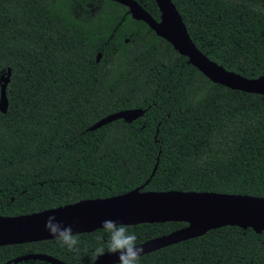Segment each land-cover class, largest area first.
<instances>
[{"label": "trees", "instance_id": "obj_1", "mask_svg": "<svg viewBox=\"0 0 264 264\" xmlns=\"http://www.w3.org/2000/svg\"><path fill=\"white\" fill-rule=\"evenodd\" d=\"M136 1L158 20L154 0ZM171 1L210 60L247 78L264 75V0ZM7 67L0 215L109 197L140 185L264 197V95L213 83L143 21L132 19L126 6L111 0H0V74ZM128 108L144 113L89 129ZM184 225L128 226L141 243ZM74 235L78 252L56 238L2 245L0 264L27 253L91 264L97 247L107 251L102 228ZM139 264H264V231L213 228L144 253Z\"/></svg>", "mask_w": 264, "mask_h": 264}, {"label": "water", "instance_id": "obj_2", "mask_svg": "<svg viewBox=\"0 0 264 264\" xmlns=\"http://www.w3.org/2000/svg\"><path fill=\"white\" fill-rule=\"evenodd\" d=\"M127 7L132 19L143 21L154 33L171 44L179 54L195 66L213 83L230 89L264 95V75L247 78L210 60L192 42L185 24L171 0H154L159 10L154 19L136 0H111ZM128 39H125V42ZM101 54L98 53V61ZM11 68L0 74V111L8 106L6 86L10 81ZM141 108L122 109L97 120L89 129L93 130L115 119L126 122L140 117ZM153 167L151 175L154 173ZM147 183V181H146ZM137 186L125 193L102 198L78 200L63 206L14 216L0 215V246L20 244L55 238L45 228L51 215L63 226H71L73 234L91 232L102 228L101 222L110 219L118 224L136 225L166 221H183L186 225L166 234L149 238L138 247L148 253L204 234L206 231L235 225L243 229L250 227L255 232L264 231V197L218 193L212 191L143 190ZM118 253L105 251L96 256L91 264L118 263ZM37 259L50 264H69L45 253H27L6 261L4 264Z\"/></svg>", "mask_w": 264, "mask_h": 264}, {"label": "clouds", "instance_id": "obj_3", "mask_svg": "<svg viewBox=\"0 0 264 264\" xmlns=\"http://www.w3.org/2000/svg\"><path fill=\"white\" fill-rule=\"evenodd\" d=\"M101 225L103 231L108 235L107 251L119 254V264H139L143 248L137 246V236L129 230V226L122 223L118 224L110 219L102 221ZM45 228L62 247H66L73 252L79 251L80 240L78 236L73 234L70 225L63 226L57 221L55 215H51L45 221ZM98 239L100 238L98 237ZM104 252L105 248L103 245L95 249L96 256L102 255Z\"/></svg>", "mask_w": 264, "mask_h": 264}]
</instances>
